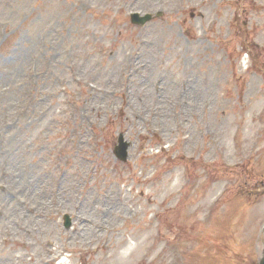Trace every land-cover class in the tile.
Instances as JSON below:
<instances>
[{
    "label": "rangeland",
    "instance_id": "rangeland-1",
    "mask_svg": "<svg viewBox=\"0 0 264 264\" xmlns=\"http://www.w3.org/2000/svg\"><path fill=\"white\" fill-rule=\"evenodd\" d=\"M263 226L264 0H0V264H259Z\"/></svg>",
    "mask_w": 264,
    "mask_h": 264
},
{
    "label": "water",
    "instance_id": "water-1",
    "mask_svg": "<svg viewBox=\"0 0 264 264\" xmlns=\"http://www.w3.org/2000/svg\"><path fill=\"white\" fill-rule=\"evenodd\" d=\"M123 159H124V157H123ZM262 264H264V260L262 261Z\"/></svg>",
    "mask_w": 264,
    "mask_h": 264
},
{
    "label": "bare ground",
    "instance_id": "bare-ground-1",
    "mask_svg": "<svg viewBox=\"0 0 264 264\" xmlns=\"http://www.w3.org/2000/svg\"><path fill=\"white\" fill-rule=\"evenodd\" d=\"M52 260V259H51Z\"/></svg>",
    "mask_w": 264,
    "mask_h": 264
}]
</instances>
